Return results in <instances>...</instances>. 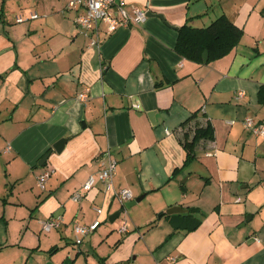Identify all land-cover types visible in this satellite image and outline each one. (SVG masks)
<instances>
[{
    "label": "crops",
    "instance_id": "crops-1",
    "mask_svg": "<svg viewBox=\"0 0 264 264\" xmlns=\"http://www.w3.org/2000/svg\"><path fill=\"white\" fill-rule=\"evenodd\" d=\"M69 1L0 0V264H264V136L243 124L246 116L264 123V0H125L129 12L164 19L110 34L101 23L99 44ZM222 14L242 29L226 55L198 63L176 50L182 24ZM207 121L213 138L199 140L184 166V134ZM68 136L61 152L52 149ZM110 158L115 189L142 196L119 224L126 206L99 180L71 199ZM174 205L186 211L167 214ZM188 213L201 219L193 229ZM58 214L64 223L44 231ZM95 219L98 228L76 244L73 225ZM123 222L128 231L119 232Z\"/></svg>",
    "mask_w": 264,
    "mask_h": 264
},
{
    "label": "built area",
    "instance_id": "built-area-1",
    "mask_svg": "<svg viewBox=\"0 0 264 264\" xmlns=\"http://www.w3.org/2000/svg\"><path fill=\"white\" fill-rule=\"evenodd\" d=\"M125 0H70L68 7H79L82 12L78 15V25L85 29L86 32L93 34L91 44H99L100 34L102 32L100 24H105L104 33L110 34L118 26L127 25L131 22H141L146 18V11L136 6L131 7L129 12L125 8ZM37 13L31 14L32 18L37 17ZM23 18L19 16L17 21H22ZM239 95L243 94L242 91L238 92ZM89 97V88L86 87L80 91L76 98L79 101L85 102ZM243 124L246 129L255 135L264 136V123L257 122L252 116H246L243 119ZM117 162L114 159H108L106 162L100 164L99 169L95 174H91L88 179L83 183L81 188L74 191L71 195L73 201H80L85 192L90 190L95 182L99 180L105 191H113L118 197L120 205L125 207L126 202L130 201L133 197L130 189L121 187L115 189L114 176L116 174ZM51 175L50 169L43 170L37 177L36 185L44 190L46 188L48 179ZM96 211L100 214L102 208L95 207ZM64 223V218L61 214L49 217L42 223V229L46 232L54 228L60 227ZM101 224L100 219H95L89 224L75 223L72 227L73 238L76 244H80L83 239L90 233L94 232ZM119 232L128 231V226L125 222L121 223L118 227Z\"/></svg>",
    "mask_w": 264,
    "mask_h": 264
},
{
    "label": "trees",
    "instance_id": "trees-1",
    "mask_svg": "<svg viewBox=\"0 0 264 264\" xmlns=\"http://www.w3.org/2000/svg\"><path fill=\"white\" fill-rule=\"evenodd\" d=\"M242 36V29L231 21L225 14L219 15L213 19L208 25L202 27L193 26L187 22L182 24L178 29V37L175 43L176 50L184 57L202 63V54L204 50L208 51V60H213L226 55L239 41ZM258 103L264 107V84H261L257 91ZM199 113L192 112L185 120L190 121L198 116ZM213 127L209 121L203 126H196L193 131V136L184 134L182 144L186 151L184 166L195 156L194 148L197 142L201 139L213 138ZM180 168L174 170L177 171ZM165 215V212L158 214ZM187 216L192 215L190 213ZM194 223L188 227L193 229L197 227L201 219L192 217ZM153 225L151 223L147 226Z\"/></svg>",
    "mask_w": 264,
    "mask_h": 264
},
{
    "label": "water",
    "instance_id": "water-1",
    "mask_svg": "<svg viewBox=\"0 0 264 264\" xmlns=\"http://www.w3.org/2000/svg\"><path fill=\"white\" fill-rule=\"evenodd\" d=\"M146 16H158V17H161L162 19H164V16L160 13H155L151 10H147L146 12ZM174 27H177V26H174ZM202 58H203V62H207L208 60V51L207 50H204L203 54H202ZM150 120H154V115L153 113H149L148 114ZM72 136H68V137H62L60 139H58L52 146V149H54L56 152H61L66 144V142L71 139ZM52 150H49L47 151L38 161V164L39 165H44L48 156L50 155ZM142 196L140 197H137L135 199H131L130 201L126 202L125 206L127 208L131 207L132 205H134L137 201H139L141 199ZM186 211L185 208L179 206V205H174V206H171L169 208L166 209V213L167 214H173V213H181V212H184ZM121 213V209H118L116 210L115 212H113L112 214L109 215L108 217V220L110 222H113Z\"/></svg>",
    "mask_w": 264,
    "mask_h": 264
},
{
    "label": "rangeland",
    "instance_id": "rangeland-1",
    "mask_svg": "<svg viewBox=\"0 0 264 264\" xmlns=\"http://www.w3.org/2000/svg\"><path fill=\"white\" fill-rule=\"evenodd\" d=\"M39 161V160H38ZM37 163V165L39 166V167H42L41 165H39L38 164V162H36ZM28 180V181H27ZM23 182L24 183H26V182H29V179H25V180H23L22 181V184H23ZM27 184V183H26ZM47 186V185H46ZM38 187V186H37ZM39 188V187H38ZM38 190H40V191H45V190H42V189H38ZM41 193H44V192H41ZM133 206H131V207H129V208H126L125 207V209H126V212H125V209H124V212H122V214L114 221V223H116V224H119L120 223V221L124 218V216H126L127 214V212H129L130 211V209L132 208Z\"/></svg>",
    "mask_w": 264,
    "mask_h": 264
}]
</instances>
